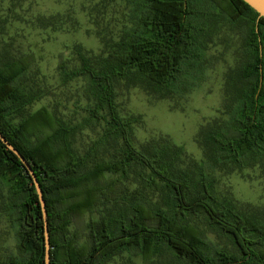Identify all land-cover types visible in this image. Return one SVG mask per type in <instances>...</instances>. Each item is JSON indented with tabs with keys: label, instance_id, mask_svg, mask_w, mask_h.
Masks as SVG:
<instances>
[{
	"label": "trees",
	"instance_id": "16d2710c",
	"mask_svg": "<svg viewBox=\"0 0 264 264\" xmlns=\"http://www.w3.org/2000/svg\"><path fill=\"white\" fill-rule=\"evenodd\" d=\"M132 26L110 40L104 54L90 56L76 48L80 65H61L64 82L81 78L91 120L106 127L94 145L78 156L70 147L74 129L48 109L13 123L32 99L18 86L28 62L0 67V132L31 164L46 202L50 264H103L122 252L141 255L150 264L166 254L170 264H264V223L240 212L215 191V177L205 163L183 166V147L168 139L139 148L133 139L136 118H124L117 85L125 80L160 98L183 95L197 87L211 61L206 57L218 24L226 22L244 40L242 66L229 81V118L210 128L205 142L219 163L246 167L264 160V18L243 0H131ZM110 140L122 148L109 160L88 168V160ZM205 145V146H206ZM131 164L147 171L143 186L162 191V204L140 191L127 196L118 211L107 209L88 224V241L69 235L72 216L116 195L108 174L126 173ZM86 167V169H85ZM101 180L104 182L101 183ZM0 182L10 196L3 209L16 228L23 255L7 264H45L44 220L38 194L26 167L0 140ZM116 206V205H115ZM202 218L228 238L237 253L210 249L204 234L188 220Z\"/></svg>",
	"mask_w": 264,
	"mask_h": 264
},
{
	"label": "rangeland",
	"instance_id": "374dc122",
	"mask_svg": "<svg viewBox=\"0 0 264 264\" xmlns=\"http://www.w3.org/2000/svg\"><path fill=\"white\" fill-rule=\"evenodd\" d=\"M132 7L131 0H0V67L25 59L28 64L17 82L32 98L10 120L16 124L46 108L74 129L70 147L83 156L100 138L106 124L103 120H91L84 110L89 103L85 81L77 78L64 82L60 67L71 69L80 65L78 47L90 56L104 54L107 43L118 39L126 26H132ZM243 47V36L230 24L219 23L205 53L211 64L197 87L183 95L160 98L159 94L121 80L117 85V102L124 118L137 119L133 128L137 147L150 148L164 139L182 146L183 166L205 163L207 172L215 177L216 194L264 223V160L242 168L234 163H219L205 142L207 131L229 118V81L242 66ZM121 148L120 141L110 140L90 157L88 168L100 160L111 159ZM126 170L106 176L114 183L116 195L103 196L91 209L72 216L68 233L76 236L77 245L88 241L91 220L99 219L112 207L118 211V205L123 206L127 196L140 191L147 200L163 203L162 191L143 186L145 169L131 164ZM9 196L8 187L0 182V264L23 257L17 247L16 228L2 208ZM188 222L204 234L211 250L237 253L235 245L210 229L202 218L191 216ZM168 258L166 254L156 255L150 264H170ZM103 264L148 263L141 255L122 252Z\"/></svg>",
	"mask_w": 264,
	"mask_h": 264
},
{
	"label": "water",
	"instance_id": "95a60500",
	"mask_svg": "<svg viewBox=\"0 0 264 264\" xmlns=\"http://www.w3.org/2000/svg\"><path fill=\"white\" fill-rule=\"evenodd\" d=\"M243 1L247 3L251 8H253L259 14V18L260 17L264 18V0H243ZM0 140L11 152H13L14 154L18 156V158L21 160L23 165L28 170L30 177L33 181L36 192L38 194L39 203L41 206L43 220H44L45 264H50L51 245H50V232H49V227H48L46 202L43 198V192L38 182L35 171L33 170L31 164L20 153V151L12 143H10L1 132H0Z\"/></svg>",
	"mask_w": 264,
	"mask_h": 264
}]
</instances>
